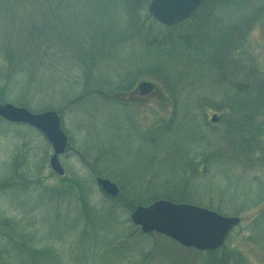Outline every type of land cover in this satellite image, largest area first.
<instances>
[{"label":"rangeland","instance_id":"obj_1","mask_svg":"<svg viewBox=\"0 0 264 264\" xmlns=\"http://www.w3.org/2000/svg\"><path fill=\"white\" fill-rule=\"evenodd\" d=\"M125 11L121 0L61 10L59 30L68 43L52 44L53 51L6 47L12 32L5 40L0 25V73L8 76L11 63L19 68L0 78L6 102L57 111L69 140L59 176L39 131L0 118V264H264V102L251 118L255 107L230 90L246 79L264 83V16L250 24L222 79L188 40L185 51H146L141 39L125 33ZM234 11L222 15L224 24L236 20ZM12 27L19 30L6 24L4 33ZM150 31L161 35L165 27L155 21ZM161 66L174 77L177 106L165 87L175 83ZM142 81L153 90L141 93ZM103 176L118 184L129 209L98 188ZM157 198L240 222L213 253L185 248L142 234L130 221L134 206Z\"/></svg>","mask_w":264,"mask_h":264},{"label":"trees","instance_id":"obj_2","mask_svg":"<svg viewBox=\"0 0 264 264\" xmlns=\"http://www.w3.org/2000/svg\"><path fill=\"white\" fill-rule=\"evenodd\" d=\"M121 1L124 2V9L126 10L124 13L126 17L125 33H128L129 36H136L141 39L140 41H142L143 48L146 51L150 53L155 52L156 54L161 53L163 55H168L170 52L178 51L179 49L180 51H185L182 44H185V41L188 40L192 46H196L199 55L200 53H204V55L200 56L201 59H206L208 61L207 65H212V67H214V73L216 72L215 74L222 79H224L226 73L223 69L227 68V65L232 66L235 63L236 57L234 56H237L241 45H243V38L250 24L255 21V19L257 20L261 16H264V3L258 6V4H243L239 0H208L200 6L188 20L178 25L165 27V31L161 33V35L154 36L151 34V31L150 34H147V27L149 26V28H151L155 23L146 9L149 0ZM104 2H107V0H0V25H5L2 32L5 40H7L9 32H12V35L7 41L9 44L6 47L18 49V52L21 53H26V50L28 53L32 50L40 51L45 48L43 45H48V48L45 49H50L52 51L55 50L50 48L52 44L62 48L64 45H67L68 40L62 38L64 37V31L63 29L59 30L63 25V23H61L62 18L57 14H59L61 10L69 9L77 4L82 6L84 3L102 4ZM230 7L235 10L234 15L237 14L236 20L224 24L226 16L222 15L225 14ZM59 8L64 9L58 10ZM3 14L9 15L3 16ZM2 20L3 22H1ZM213 20H218L219 24L210 27L213 24ZM6 24L15 25L20 31L12 27L13 29L10 28L7 33H4ZM178 28L183 30L182 35H179L177 31H175V29ZM201 47H204V49ZM51 55H57V53ZM6 56L8 59H12L13 55L9 54ZM29 56V54H25L23 57L27 58ZM15 57L17 58L20 56L15 54ZM76 60L79 65H81L82 60L79 56H77ZM24 62H26V59L17 62V64H23ZM8 66L6 72L8 76H4L5 73L1 71L0 78L3 76L4 79H8L12 76L14 71H19L18 66L17 68L11 67L12 63L8 64ZM161 69H163L162 66ZM163 70L167 72L168 79L175 83V87L173 88L165 87L168 93H170L169 99L174 102H172L174 106H177L176 92L178 89L176 88V82L169 68ZM163 75L160 77V81L163 80ZM250 81L251 79H246L244 85L233 83V86H230V90L233 91L232 96L234 98H244L247 100L244 104L255 107L254 111L250 112L251 114L249 115L252 118L258 108L261 110V102H264V83L262 81ZM28 82L29 78L27 79V83ZM5 88L6 87H0V101L9 100V97L4 92ZM250 99H252V101ZM19 104L25 105L21 102ZM200 108H203L202 117L204 118L201 122L207 125L208 121L205 120L206 112H204L207 106L204 107L203 103L200 102ZM232 112H234V110H232L231 113ZM162 128L166 129L167 126L160 127L159 129L161 130ZM202 138L205 139L204 137ZM118 200L124 201L123 205L127 206L126 209L132 206L131 203L125 205L126 199L124 197ZM85 213L86 209L84 208V214Z\"/></svg>","mask_w":264,"mask_h":264},{"label":"water","instance_id":"obj_3","mask_svg":"<svg viewBox=\"0 0 264 264\" xmlns=\"http://www.w3.org/2000/svg\"><path fill=\"white\" fill-rule=\"evenodd\" d=\"M205 0H151L149 13L160 23L171 26L190 17ZM153 85L144 81L142 92ZM0 117L12 122L26 123L42 132L51 144L53 154L49 164L59 175L64 173L58 155L64 153L67 136L61 128L60 117L55 110L33 113L27 108L11 103H0ZM99 188L110 196H117V185L107 178L96 179ZM141 231L158 232L187 247L210 250L219 247L239 218L224 216L204 207L187 203H175L165 199L153 201L148 206L138 205L130 215Z\"/></svg>","mask_w":264,"mask_h":264}]
</instances>
